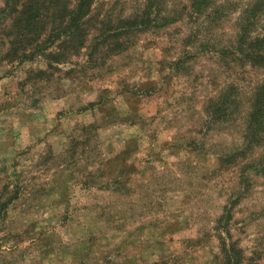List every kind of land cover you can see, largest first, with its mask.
I'll use <instances>...</instances> for the list:
<instances>
[{"label":"rangeland","instance_id":"1","mask_svg":"<svg viewBox=\"0 0 264 264\" xmlns=\"http://www.w3.org/2000/svg\"><path fill=\"white\" fill-rule=\"evenodd\" d=\"M92 6L83 46L54 39L17 63L0 35V264H219L218 225L264 261V175L219 160L264 80L225 51L236 13L214 22L161 0L171 23L100 46L96 29L145 0Z\"/></svg>","mask_w":264,"mask_h":264},{"label":"trees","instance_id":"2","mask_svg":"<svg viewBox=\"0 0 264 264\" xmlns=\"http://www.w3.org/2000/svg\"><path fill=\"white\" fill-rule=\"evenodd\" d=\"M2 1L0 35H3L1 39L3 46H6L2 59L23 63L32 60L36 52L47 49L54 39H61L59 44L61 46L72 42L74 45L83 46L84 37L87 35L85 23L91 17L95 0H75L71 8L67 7L71 4V0ZM160 2L161 0H145V7L139 14L124 17L119 25L113 28L98 27L96 29L98 33L94 35L93 40L96 39L100 46L108 45L105 41L109 37L129 30H147L153 26H165L171 23L170 17L161 13ZM190 10L196 17L204 15L214 22L236 13V34L225 51L239 61L264 68V0H248L242 5L233 0H190ZM230 95L228 89V94L222 96L224 113L229 106L227 100L229 99L230 103L235 102ZM229 112L233 110L230 109ZM263 143L264 80L253 90L240 145L234 151L224 154L219 160L242 157L246 159L245 164L251 168L244 173L245 175L248 176L249 172L254 175H264V156L258 160L251 157L255 146ZM229 217V208L225 206L219 222L228 220ZM216 230L219 254H221L219 264H264V261L245 256L237 241L231 238L227 226L218 225Z\"/></svg>","mask_w":264,"mask_h":264}]
</instances>
